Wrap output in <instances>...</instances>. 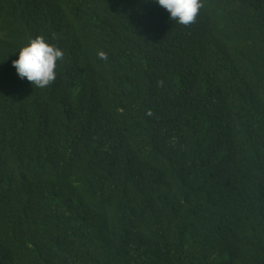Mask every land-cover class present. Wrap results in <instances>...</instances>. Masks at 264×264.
Segmentation results:
<instances>
[{"label":"trees","instance_id":"obj_1","mask_svg":"<svg viewBox=\"0 0 264 264\" xmlns=\"http://www.w3.org/2000/svg\"><path fill=\"white\" fill-rule=\"evenodd\" d=\"M203 4L0 0V264H264V0Z\"/></svg>","mask_w":264,"mask_h":264},{"label":"clouds","instance_id":"obj_2","mask_svg":"<svg viewBox=\"0 0 264 264\" xmlns=\"http://www.w3.org/2000/svg\"><path fill=\"white\" fill-rule=\"evenodd\" d=\"M155 3L170 14L171 20L186 27L196 22L204 7L203 0H155ZM55 38L56 35L53 34V39ZM18 54V59L12 61L17 75L40 89L50 86L56 80L57 62L65 58L63 50L49 44L42 35L29 38ZM98 57L102 60L108 58L104 51H99ZM158 85L162 86L163 82L158 81Z\"/></svg>","mask_w":264,"mask_h":264}]
</instances>
